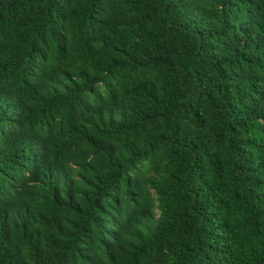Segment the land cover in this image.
I'll return each mask as SVG.
<instances>
[{
	"label": "trees",
	"instance_id": "obj_1",
	"mask_svg": "<svg viewBox=\"0 0 264 264\" xmlns=\"http://www.w3.org/2000/svg\"><path fill=\"white\" fill-rule=\"evenodd\" d=\"M0 264H264V0H0Z\"/></svg>",
	"mask_w": 264,
	"mask_h": 264
}]
</instances>
